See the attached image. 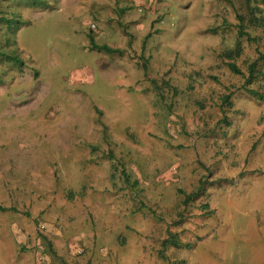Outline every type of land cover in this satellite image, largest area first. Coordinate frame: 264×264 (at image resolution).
Instances as JSON below:
<instances>
[{
	"label": "rangeland",
	"instance_id": "374dc122",
	"mask_svg": "<svg viewBox=\"0 0 264 264\" xmlns=\"http://www.w3.org/2000/svg\"><path fill=\"white\" fill-rule=\"evenodd\" d=\"M249 76L254 81L245 87ZM246 89L264 93V0H0V231L3 222L24 220L29 238L21 250L10 243L4 247L8 241L2 238L0 264L9 255L14 264H40L39 245L53 247L44 240L49 232L57 264H101L89 249L103 245L102 233L118 226L107 215L110 209L98 215L83 205L90 225L70 218L73 203L59 179L64 171L71 184L76 165H85L87 176H101L111 206L123 218L134 204L141 208L137 199L161 216L164 221H156L152 231L138 227L155 237L165 229L176 234L187 263L258 264L253 248L238 247L242 235L236 228L235 241L220 248L215 229L226 219L222 195L210 199L221 206L219 219L202 209L206 188L211 185L210 193L222 181L212 179L221 169L214 156L225 159L226 151L231 152L229 167L251 172L242 177L249 183L237 190L235 203L263 197L264 102ZM199 136L218 141V151L210 156L213 148L207 144L202 146L207 156L198 154L192 140ZM55 149L58 159L51 155ZM131 155L138 158L134 165L142 175L156 177L170 163L163 182L169 192L153 189L144 195L139 184L131 187ZM259 177V184L250 183ZM224 181L234 185V180ZM76 183L79 187L77 178ZM7 185L35 191L43 204L36 219L31 222V209L15 199L25 193H3ZM6 195L15 202L11 209L2 207ZM162 196L167 207L151 205ZM178 202L184 204L176 218ZM168 210L170 220L162 216ZM248 220L235 216V224ZM123 226V242L142 244L138 264L176 263L177 249L139 234L131 239ZM227 231L220 237L231 236Z\"/></svg>",
	"mask_w": 264,
	"mask_h": 264
},
{
	"label": "crops",
	"instance_id": "0c3cea01",
	"mask_svg": "<svg viewBox=\"0 0 264 264\" xmlns=\"http://www.w3.org/2000/svg\"><path fill=\"white\" fill-rule=\"evenodd\" d=\"M199 129L202 130L203 126L200 125V127H198ZM209 140V142H208ZM206 140L205 138H202L201 136H199L198 139L192 140V144L194 145L193 150L196 149L197 153L201 154L202 156H207V153H204V147L205 145H210V148L213 150H211V152L209 153L210 156L214 155L216 151V149H214V146H218L219 144L217 143L218 141L214 142L213 138L210 137V139ZM230 143L233 144V140L232 139H228ZM230 143L228 145H230ZM251 146L253 145L254 141L250 142ZM222 145V144H221ZM196 146V147H195ZM245 146V145H244ZM246 148V147H245ZM238 152L241 150L240 148H237ZM240 149V150H239ZM251 149V147L249 148V150ZM206 151V150H205ZM228 154L226 155L225 159H220L221 157L218 155H215V160L217 162L218 165H220L221 169L217 172L213 173V180H216L215 178L221 179L222 181L220 183H218L219 187L217 185H214L212 187V191L210 193L209 192V186L208 188H206L207 190L205 191V197L207 198V201L203 204L207 206V210L211 211V214L213 215V217H216L219 219V215H218V208H220V205H213L210 203V199L211 198H216L220 195H222L225 198L226 202V212H225V221L222 223V225L220 226V228H222L221 231H219V229H215L216 234H217V238H218V242L222 244V246H220V248L222 250H226V248L229 247V243H233L235 241L236 237V232H232L233 230H235V228L237 229V231L242 235V237L240 238V241L237 242L238 243V247L239 248H247V246H249V248H253L252 250H254L255 254H256V258L258 261V264H264V191H263V197L260 198V202H253L252 200L249 202H238L233 200L235 197V194L237 192V190L240 189H245L247 188L246 184H248L249 182H242V177L244 175H247L249 173H251L250 171H245L244 169L242 170H236V168H232L229 167V164H232V162L230 160V151H226ZM57 149H55L54 153H52L51 155L53 156V158L55 157L57 158ZM54 154V155H53ZM205 154V155H204ZM138 155V154H136ZM236 155V154H235ZM149 158H153V156L149 155ZM132 158V165H128V170L127 175H129L130 179H131V187L136 188L134 186H138L139 184V190H142V193L144 194V191L146 190L148 193H150L152 195V190L156 189L158 190L160 193H167L169 192V185L163 184V182L165 180H167L169 178V173L168 171H166V169L170 166V163L165 164L163 167H161V170L159 171V173L156 175V177L154 175H142L140 172L137 171V169L135 167H137L139 164L134 165V162L137 161L138 158L134 157L131 155ZM224 160V161H223ZM75 168H77L74 172V178L72 180V183L69 184V182L67 180H64V171L62 172L63 175V179L60 178L59 179V183L61 184V186H63L67 192H69L68 197L70 198V202L73 203L71 204V214L69 215L71 219H73V222L77 221L78 223L80 222H84V224H88L90 225L92 221H90V218H84L85 213L80 210L81 208H83V205L87 207V209L89 211H95V213L101 212L100 210H108L110 209L111 212L107 213V215H110L113 217L110 218L112 221L113 225H117L118 229H120L118 231V229H111V232L108 234H103V229L102 227H100V229L98 230L99 233H102L101 238H99V241L103 242V240H105V242H103L104 244L102 245L101 243L98 244L97 243V248H91L89 249V254L90 255H96L99 258H101L103 261L101 262V264H115L116 261V257L118 256H123L122 257V263L121 264H138L137 263V257L141 255V251L143 250L142 244L137 245V241L136 239H134L133 241H129L127 244L126 242H123L122 238L119 237V235L121 234V226L124 225V231L126 233L127 236H129L131 239L134 238V236L138 237L139 235L144 236V239H148V237H150L153 241H160L162 246L167 248V245L165 244L164 240L165 235L167 236H171L172 234H170V231L165 229L164 230V234L163 236H157L155 237V234L152 233L151 231L153 230V226H155L156 221L160 222V221H164V219L161 216L155 217L154 214L152 212L149 211V208L146 205V203L144 204L143 201L140 200H136V202H140L141 208H135L136 204H134V207H130L128 208L127 211V215L123 218V216L119 215L118 209L117 211H115V208L113 206H111V200L108 199V197L105 194V189L108 188V186H106L103 183V180L100 176V178H95L94 176H87L86 175V166L85 165H76ZM79 169V170H78ZM81 171V172H80ZM95 171V170H94ZM255 172V171H254ZM81 173V174H79ZM100 171H98L96 174H99ZM120 176H123L121 174V171H119L118 173ZM264 174V173H262ZM261 173H259L258 175H262ZM49 178V176H48ZM76 178L79 180L80 186L78 187L77 183H76ZM252 178H250V183L251 182H258L257 184H259V179H261V177L252 180ZM50 180V179H49ZM49 180H45L49 181ZM224 180H234V185H229L226 183V181ZM159 183L160 186L158 187H153L154 184ZM39 185L41 186L42 184L39 183ZM35 186V185H34ZM7 189L3 190V193H13V192H24L25 193V197L24 196H19L16 197L15 199H19L18 204L19 206H21V208H25V205H27V207H29L31 209V215H30V221L33 219H36V215L38 214V211L41 210L43 204L40 203L39 201H37V197L34 196L35 191H24L21 190L19 187H15V189H10V185L6 186ZM17 188V189H16ZM119 189V188H118ZM14 190V191H13ZM41 191H45L47 192V189L43 190L41 189ZM115 193V192H114ZM36 195V194H35ZM145 195V194H144ZM213 195V196H212ZM134 198L136 199L137 196L135 195L134 192ZM145 197V196H144ZM139 198H142L139 197ZM14 199V200H15ZM167 202V198L165 199ZM164 197H160V198H156V200H153L151 202V205H153L154 203H156L157 205L161 206L163 208V203L164 205L166 204V207L168 205V203H165L164 201ZM99 202V203H98ZM121 202V201H120ZM46 203V202H45ZM79 203L81 205H79ZM98 203V205H97ZM15 202H11V197H9V195H6V198L4 199V204H2V207H5L6 209H11L12 205H14ZM184 202H178V206H177V210L175 211V214L177 215V217L180 216L181 214V209L183 207ZM133 205V204H132ZM32 207L34 208V210H32ZM102 208V209H101ZM40 209V210H39ZM126 209V208H125ZM15 210V209H14ZM19 210V209H17ZM204 210V209H203ZM206 210V209H205ZM109 211V210H108ZM243 215L246 218H248L249 220L247 222H245V224L240 223V224H235V216L236 215ZM99 215V213H98ZM170 215L169 210L164 214H162V216L166 217L168 220H170L168 218V216ZM81 216V218H80ZM212 217V218H213ZM167 223L169 224L168 220ZM14 219H11L9 222H3L1 224V236H0V240L2 238H5L6 241H8L6 243L5 246L8 245V243H10L9 247L10 248H14L15 246L18 248V250H21L20 247H23V245L25 244V241L29 240L28 238V234L26 233L25 230V222L24 220H22L20 223H15L13 222ZM18 220V218H17ZM222 220V219H221ZM223 221V220H222ZM32 222V221H31ZM162 223V222H161ZM102 221H98V225L101 226ZM152 224V225H151ZM157 224V223H156ZM140 225H143V227L145 229H151V231H148L146 234H143V231L138 227ZM223 229H225L227 231V233L231 234V236L227 235L226 237H220L221 232H223ZM132 231V232H131ZM213 228L210 231V236L209 239L213 238ZM233 233V234H232ZM49 238H44V240L46 241V244L48 245V247H50V244L53 243V247L49 248L52 250H49L47 248V250L45 249H41L43 248V246L40 244V240H38L39 242V252H40V256L42 259V262L40 264H57V253H56V246L54 244V242H52V237L54 239V236L52 234V232H49ZM109 237V238H108ZM76 237L73 235L71 237V241H70V252L73 251L74 246H73V242L76 241L75 239ZM108 238V240H107ZM143 239V238H142ZM51 242H48L50 241ZM79 240V238H77V241ZM107 240V241H106ZM246 240H250L252 242H256L255 245H251L250 241L245 242ZM179 241H181V239L179 238ZM72 242V243H71ZM209 240H205L203 242H200L199 244H197L195 247L200 246L202 243L204 245V243H208ZM169 246V245H168ZM202 246V245H201ZM3 247V248H4ZM88 249V246L86 247ZM181 248V249H180ZM183 248V250H182ZM199 248V247H198ZM197 248V250H198ZM174 249L178 250V258L176 261V263L173 264H193L192 263H187V260L184 258L185 255L181 254L184 253L183 251H187L184 248V245H179L177 248L174 247ZM195 249V248H194ZM193 249V253H195V250ZM5 250V249H4ZM181 251V252H180ZM94 252L96 254H94ZM163 252V251H162ZM160 251V254L163 256V253ZM173 253V252H171ZM8 254V253H7ZM69 254V253H68ZM9 255V254H8ZM166 255V253H165ZM169 256V253L167 254ZM201 255V254H200ZM196 256V260L197 263L200 261V259L202 260L201 256ZM10 256V255H9ZM9 256H7V262L4 264H14L13 259L9 258ZM144 256V254L141 255V257ZM20 259V257H18V260ZM113 259V260H112ZM168 259V258H167ZM188 259V258H187ZM125 260L128 261V263L124 262ZM168 264V263H167Z\"/></svg>",
	"mask_w": 264,
	"mask_h": 264
},
{
	"label": "trees",
	"instance_id": "16d2710c",
	"mask_svg": "<svg viewBox=\"0 0 264 264\" xmlns=\"http://www.w3.org/2000/svg\"><path fill=\"white\" fill-rule=\"evenodd\" d=\"M103 49H106V48H103ZM253 79L249 76L245 79V87L246 86H249L253 83ZM246 93L256 99L257 101L259 102H264V93H259L255 90H250V89H246ZM229 99V95L225 96L223 101H227ZM232 105V104H231ZM231 105H230V108H231ZM202 209H207V206L206 205H203ZM165 244L168 246H172V247H175L177 248L179 245H181L180 241H179V238L176 236V234H172L171 235V240H167L165 241Z\"/></svg>",
	"mask_w": 264,
	"mask_h": 264
}]
</instances>
